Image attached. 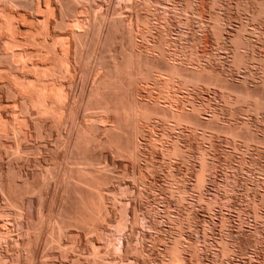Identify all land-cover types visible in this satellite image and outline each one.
<instances>
[{
	"label": "rangeland",
	"instance_id": "1",
	"mask_svg": "<svg viewBox=\"0 0 264 264\" xmlns=\"http://www.w3.org/2000/svg\"><path fill=\"white\" fill-rule=\"evenodd\" d=\"M133 1L134 0L132 1L131 0H81L80 3L77 4L78 7H75L76 6L75 4H73L75 5L73 7L69 0H65V1L64 0H50V1L49 0H29V1L28 0L27 1L26 0H16V3H17L16 8L18 7L17 10L15 9V13L18 12L16 14V18L18 21L17 26L21 30L20 32H22V34L20 33L18 37V40L19 41L21 40V43L18 41V45L19 43L20 45L21 44L24 45L23 46L24 49L21 45L20 52L23 55L22 56L23 58L25 59L28 58L29 60L26 61L27 63L24 62L26 63L25 65L28 66V68L24 66V63L18 66V68L19 67L21 68V69L17 68L19 72H17L18 70L16 68L14 69L17 71L14 72L13 68L11 70V67H8V65L6 64H4V66L0 65V68H1L0 70H4V72L3 71H1L2 73L0 72L2 74V75L0 74L1 75L0 76V87L2 86L0 88V93H1L0 94V106H1L0 116L2 117V118L0 117L1 118L0 122H3L2 124L4 128L7 126L5 129H3L2 124L0 123V135L2 136V139H1L2 141H0V145L3 147V148L0 147V180H1L0 186H2L1 192H0V219L2 217V219L0 220V264H3V263L5 264L7 262H8L7 264H131V263L132 264H146V263L147 264H150V263L151 264H169L170 263V259H169L170 253H169L168 248L170 247V245L173 244V240L174 241L176 240L175 238H178V239L182 238L184 246L187 245V242H189L188 244L194 243L193 245H195L197 252L199 251L198 253L199 256H197L198 258L197 257L194 258L193 254L191 255L192 252L190 251V249L189 251H187L188 253L186 252V255L188 254L187 264H264V174H263L264 172L261 173L262 171L260 170L262 165L264 164V148H258L257 150V147H254V148L252 146L248 147L246 144H242V143H240L241 144L240 145L239 141L237 142L230 141V140L228 141L226 140L227 137L224 138V136H221L222 138L218 136L216 138L215 137L212 138V140L214 139L213 140L214 142L210 138H208L212 141L211 143H208V139L206 140L207 142H205L206 138L199 139V138H203V137H200V134H198L199 132L197 133L195 131L193 132L189 131L192 134L191 136V134L185 130H184L185 132L184 131L180 132L179 130H172L170 128L167 129L166 127L162 126L163 124L160 123V121L157 119L156 120L152 119L150 122V126H152L151 129L153 132V136L154 137L158 136L157 139L159 140V142H162V143L164 141L165 142L168 141L169 138L171 139V140L169 139L171 142L178 141L180 144H176V145L180 146V149L182 151V154L180 156L171 158L169 154L166 155L167 154L166 152H168V150L171 149L172 144L170 145L169 144H150L149 141H147L145 138H142L144 140H140L141 145L139 144L140 148L138 152L140 151L141 154L138 153L137 151H135L134 154L128 151H122L116 144H112L108 142L109 135L111 134L109 133L111 131V128L112 129L116 128L117 127L116 125H119L121 121V117H120V114L117 115V111L113 108V105H110L113 111L110 109L107 112H102V110L99 109L100 108V106L98 105L99 103H97L98 101L97 96H101L100 95L101 92L99 91H100V88L104 86V83L106 81L110 80L114 82L117 80V78L116 80L114 79L115 78L114 76H117V72H116L117 70L114 68L120 65V63L122 64L121 60L129 52L131 48V46H129L130 45L129 40H127L129 39L128 31H130L128 30L130 26L128 24L130 23L133 26V27L131 26L130 29L134 28V26H136L135 23L138 20V16L145 17V14L148 12L147 9L145 8L143 0H138V1L136 0L138 3L136 1L134 2ZM153 1L154 0H151V2ZM155 1L156 2L152 3V6L154 9L157 6L163 9L166 8V4L164 3L160 4L161 3L160 0H155ZM163 1L164 0H162V2ZM165 2L167 3L166 0ZM230 2L231 4H234L236 0H230ZM243 3L246 4V2H243ZM38 4H40L42 11L47 10V11H44L45 12L44 15H43V12H41L40 14L41 10ZM45 5L47 9H45ZM67 5L73 7L72 9H69V12L70 10L73 11V9H75V11H78V15H79L78 17H80L79 19H80L81 25L83 26L79 28L80 30L78 28H72V26L68 27V25L64 26V28L63 26L60 27L61 25L60 26L55 25V24H58V21H60L62 18L63 14L61 12L64 11V9L62 8L64 7L66 9ZM143 5H144V8L146 9L145 10L146 12L144 11V9H138L141 7L143 8ZM37 10L39 11V13L37 12ZM231 10L233 13H236V10L234 8H231ZM140 11H142L141 14L143 12H145V14L141 15ZM52 12H53V17H51ZM68 13H66V15ZM45 17L47 18V21H50L49 23L50 31L49 32L51 33V35L49 36H50L51 41H49V36L48 38L46 37L47 36L46 32L48 31V28H46L47 27L46 21H45L46 24H44L45 23L44 20H46ZM72 17H73L72 15L66 16L67 21H71V20L73 21ZM244 18H246L244 20L248 22V18L247 17H244ZM134 20H136V22ZM244 20L243 22H245ZM155 21L156 23L160 22L159 26L161 27V19L152 20L151 24L152 23L156 24ZM235 21L236 20H234L233 23H231L232 27L230 26L228 30V34L230 33V35L228 36L230 37L234 35V32H235L234 29H236V26H237V23H234ZM259 21L260 20H256V21L249 20V22L246 23L249 29L251 30L257 29L255 30L256 33H254L255 31L253 32V34L248 32L246 33V35L247 37L249 35L254 45L257 43V45H255L256 49L254 51L255 53L258 52L256 56H258L259 58H262L263 56L264 58V43H263L264 42V25L262 24L261 21L260 22ZM120 22H122L123 24ZM43 25H46V26H43ZM234 25L236 26L234 27ZM195 26L198 28V26L194 24L193 25L194 29H195ZM42 27H45L44 29H46V31L44 29L43 31ZM153 27H154L153 29L156 31V34H155V31L153 30L154 34L152 35V40L156 41L157 39V41H159L161 39V37H159V35L161 36V33H160L161 31L159 32V30L161 29H158L159 27L157 24ZM155 28H157L158 31ZM172 28H174V26ZM231 28L232 29L234 28V29L232 30ZM38 30L40 31V33ZM64 30L66 33L63 32ZM175 30L176 28L172 30V33L177 35V31ZM24 31H26V33H24ZM74 31L75 32L77 31L78 34L81 31L79 35L81 36L79 37L80 39L75 38L77 35L75 36V34H73ZM32 32L35 33L36 36ZM41 33H44V34L42 35ZM172 33H171V36L173 35ZM23 34H26V35H23ZM176 35L172 37L175 39L178 36ZM59 37H61L60 39L64 40V42L65 40L68 39L67 44L64 43L65 44L64 47H66V45L67 46L70 45L69 51L67 50L68 47L65 50L66 51L65 54L67 55L61 56L63 58L62 60H64V62L66 63L65 64L66 67H62V68H60L59 64H57L58 66L55 65L56 61H54L55 62L54 63L53 60L49 56L46 57L49 54L48 44H46L45 42L46 44L45 46L47 47L44 46L43 48V46H41V43H40L41 41H44L45 39L47 41L48 39L47 41L48 43L57 44L56 45L57 47L54 46L55 44L50 45L56 48L55 50L57 53L58 52L63 53L64 51H62L63 49L62 46L64 44L62 45L61 42H59L58 40ZM2 38H3L2 40L6 39V37L5 38L2 37ZM34 38L35 39L38 38L37 41L38 40L39 41L37 43H40L39 47H36L37 44L33 43L35 41ZM52 39L55 41L52 42L53 41ZM193 40L194 39L191 40L192 43L194 44L198 43V40L196 41L195 40L193 41ZM76 41H78L79 45L77 44ZM209 41H211L210 43L213 42L212 37H210ZM25 42L28 44L26 45ZM0 43H3V42L0 41ZM28 45H32V46L30 47ZM75 45H77L78 48ZM209 46L208 48H203V47L197 48V46H195L196 49H194L193 51L192 49L191 51L188 50L189 52L186 51L187 55L186 54L185 55L190 58V56L194 52L193 55H197V57L199 56L201 60L203 59L202 60L203 63L205 62V60L207 61L206 63L208 64L210 63L209 68L212 67L210 68V70L212 69L213 73L218 74V75L222 73L220 76L223 79H228V80L230 79L232 83L242 84L243 74L240 73L239 71L238 73L236 71V68L232 65L233 64L232 63L233 50L231 49L233 48L230 45H228L229 48L228 46L225 47L227 48L226 50H224V48L220 50V52L222 51L221 54L223 53L221 55L219 50L215 49L216 50L215 52V50L212 49L214 48L213 44L212 45L210 44ZM128 47H129V50H128ZM143 47L144 45L141 47L142 50H145ZM2 48H3V45L0 44V52ZM45 49L47 52L45 51ZM209 49L212 51H210ZM76 51L78 52V54ZM123 51H125V53ZM248 51L246 54L247 56H249ZM217 53L218 55L220 54V57L222 59L221 58L218 59L219 56L217 55ZM250 55H252V51H250ZM65 56L67 57L65 58ZM220 59L224 63L221 62ZM28 61L30 63H28ZM41 61H43V63L45 64H42ZM229 61H231V63ZM259 63L260 62L255 61L254 63L250 65L251 72L252 74L254 73L253 76L255 79L254 81L256 83H258V81L260 82L261 77H262V76L260 77V75H262V70H261L262 66ZM30 66L31 67L34 66V67L31 68ZM23 67L26 68L27 73L25 69H23L25 72L22 70ZM37 67H40V68L42 67L41 71H43L44 74L43 73L39 74L40 68H37ZM55 67H57L58 69ZM229 67L230 69H228ZM8 68H10L12 72L10 70H7ZM35 68L38 69L39 76L41 75L45 79V82L41 76L40 78L42 80L38 78L39 77L38 74L37 75L35 74L37 72V70H34ZM50 68L51 70H49ZM52 68H54V71L52 70ZM64 68L66 69L64 70ZM33 70L35 73L33 72ZM8 71L11 73L9 74ZM45 71H48V72H45ZM51 71L52 73H50ZM48 73H50L51 76ZM7 74L10 76H8ZM31 74H33L32 77H30ZM14 75L19 78H16ZM47 75H49L50 77L49 76L46 77ZM53 76H54V79L52 78ZM9 77L10 78L13 77V79H10ZM19 79H22V80L25 79L23 84H25V81L27 84V81H29V79H31L30 81L31 83L35 80L37 81L38 79H40L41 80L40 84L44 82L45 83L44 85L47 84L50 86L52 83V85L50 86L51 88L54 87L55 85V87H57L55 89L59 90L61 95L62 94L65 95V96L62 95V97H64L63 101H61V103L59 102L60 104L58 103L59 108L58 106L57 107L55 106L56 107L54 109L55 112L50 111V112H54L55 115H53V113L52 115H49L50 113L49 110L47 109L46 111H44V108L43 109L40 108L41 105L39 109L42 110L43 114L41 111L39 112V109L37 107H35L36 105L35 106L33 105L34 106L33 107L32 105L28 104L31 107L27 105L29 108L28 107L25 108L26 105L24 106V104H26L25 102L27 100L26 98L27 96H30L29 93H31L33 89L28 87L29 89H31L30 92L28 93L29 91L28 88L26 87L28 91L25 90L24 88L26 84L23 87L22 82H20ZM11 80L13 81L15 80L14 81L15 83L18 82L21 84H16V85L14 83L12 84L13 81ZM34 84L36 85L38 83L35 82ZM180 85L177 89V92L179 93L181 97L182 96L183 97L181 99H179L180 97L176 99V102H178V103L175 102L177 105V106L175 105L177 109L182 110L184 107L183 110H186V108L188 110H191L192 107L189 102L190 100L194 103V105H197L199 107L202 104L201 108H203V111L205 113L203 114L205 118H208V117L210 118L211 112L218 111L217 113L221 116L224 113L223 118L226 117V119H228V121L226 120L227 122H231V121L235 123L238 121L242 122V120L245 118L251 120L250 116L252 117V115H250V113L249 114L246 113L247 111L245 112L243 110L244 109L242 108L243 106L238 105L237 107V105L235 104L236 105L235 106L233 103L235 108L232 109V107L234 106L227 103V98L224 97V94L218 88H215V87L207 88L203 85H200V86H196V88L192 86L190 87L191 89L190 90L189 87L186 88V87H182L183 85L182 86ZM15 86H18V87H15ZM59 87H62V88H59ZM141 89H143V87ZM141 89L138 90L139 91L138 96L139 97L142 96L141 100L146 101L149 99L150 101L148 102H151L154 100L157 101L156 100L157 95H155L156 97H153V96L151 97V93L147 89V87L146 89L148 91L145 88L142 91ZM188 89L191 92H189ZM10 90L13 91L14 93V95H11L13 96L11 98H14L12 101H10L11 98L9 96L12 93L10 92ZM24 90L28 94L25 92L26 94L22 95V92ZM57 90L55 91L58 92ZM181 90L182 92H180ZM138 91L136 92V94H138ZM59 92L58 94H60ZM95 92L98 93L97 96H96L97 93L95 94ZM7 97L9 98L7 99ZM24 97L26 100H24L25 103L23 102L24 103L23 104L22 99ZM90 97L91 98L96 97V99L95 98L91 99ZM187 101L189 102V104ZM63 103H64V106H63ZM182 103L185 104V106ZM207 105L208 106L210 105V106L207 108L206 107ZM37 106H39V104H37ZM180 107H182V109ZM25 109L27 110L26 112L27 113L29 112L31 116L26 114V112L24 113ZM59 109L60 111L61 110L62 111L60 112ZM56 110H57V113L59 112L64 116L62 117L61 114L60 116L59 113H58V116H56L57 115ZM233 110L237 111L236 113H238L240 110L241 111L243 110L248 115L244 116L243 111L242 112L240 111L241 113H239L238 115H236V113L232 114ZM37 113H39L40 117L38 116ZM231 114L233 117H230ZM101 118L104 121L102 123H98V121H102ZM238 118L240 119L242 118V120ZM57 119L58 120L60 119L59 121L62 123L58 122ZM4 120L6 122H4ZM20 121L21 123L22 121L24 122L22 123L23 126L21 125ZM251 121H253L254 128L256 126V128L262 127L264 129V116L260 117L259 123L258 121H255L253 118ZM233 122L232 124H234ZM40 123L42 124V126ZM37 125H39V127ZM96 125L97 127H95ZM232 126H235V125H232ZM12 127H14V129L17 128L15 129L17 132H15V130H13ZM103 128H105L106 130ZM1 129H3L4 131ZM39 129L41 131H38ZM166 129L168 133L166 132ZM19 130H21L22 132H19ZM169 131H171L172 134ZM13 132L17 133L18 138L12 134ZM185 133L189 134L190 136L186 135ZM85 134L91 135V136L87 137V135ZM154 134L157 136H155ZM182 135L185 137H182ZM14 138H17V140ZM24 139H27V140L24 141ZM134 139L133 141L136 142L137 138H134ZM162 139L163 141H161ZM146 141L149 144H147ZM233 145L235 148L233 147ZM12 151L14 152V154L17 153L19 155H16V154L14 155ZM24 151L26 153H24ZM79 152L80 154H78ZM244 154H247L246 157L244 156ZM132 155L133 156L135 155L136 158L135 156L133 157ZM200 155H205L207 156L208 159L209 157H211L210 158L211 160H209L211 161V167H210L211 170H209L208 172L209 174L208 182L206 183L207 185H205L206 187L204 186V189L201 190L202 196L199 194L203 199L205 198L203 203L202 202L199 203L200 200H197L200 198L199 195H198L199 197L197 196L199 192L198 193L196 192L197 194L195 193V191H197L195 188L197 174L199 172L198 170L200 169V166H199L200 161H198L200 160V157H199ZM259 155H262V156L259 157ZM19 156L21 157V159ZM241 156L242 157L244 156L243 160ZM256 156L259 159H255L257 158ZM84 157L86 160L84 159ZM92 158L95 161V163L96 162L97 163L95 164V166H93V168H95L94 174H93L95 180L90 181V178L88 179L87 175L86 177L85 175L83 176L82 171H88L89 169L91 170V168L88 166L87 161L92 160ZM241 160L243 161L244 165L241 163L242 162ZM83 161L85 162L82 163ZM226 161L227 162L229 161V162L227 163ZM222 166L224 167L223 169L221 168ZM102 167L104 168V170ZM258 172H259V175H257ZM171 176L174 177L172 180H171ZM175 178L181 181V183L177 181ZM13 179H15L16 182L15 181L13 182L12 181ZM25 180H27V182ZM183 180L185 182V186L183 185L184 183ZM12 183L13 184L16 183V187H17V184L19 186L21 185L22 189L26 187L23 189V191L24 193L27 192V194L23 195L22 193L21 195L20 194L21 191L18 194L17 193L19 189L18 188L16 193H15L16 189H14L15 191L14 192L12 191L10 193V196L6 195V194H9L7 189L9 185ZM26 183L28 184V186ZM177 183L181 184L180 186L183 185V187L186 188L187 190L189 189L190 190V192L188 190L189 194H191L192 192V194L194 195L191 194L190 195L191 197H189V194H188L186 201L184 202L179 201V199L177 198L178 193L176 192ZM24 184H26V186ZM80 184H82V186ZM42 186H43V189H42ZM174 186H175V190H174ZM31 187H32V190L34 191L31 190ZM190 187L192 189H190ZM27 188H29V192L28 191L25 192V189L28 190ZM171 188H173V190ZM39 189L41 192H38ZM92 189H94V191ZM168 189H170V191ZM121 190H123L124 193ZM2 191H4V193ZM30 191H32V193ZM173 191L175 192L173 193ZM36 192H38V194ZM95 192L97 193L95 194ZM13 193L15 194V196ZM28 193H30V195H28ZM25 195L26 196L28 195V197L25 198ZM16 196L18 197L16 198ZM23 196L25 199L23 198ZM20 198H22L23 201H21L22 203L19 206V203L16 204L15 202H18ZM87 201L89 202H92V201L101 202L102 201V205L105 204L103 206V209L104 210L106 209L107 211L106 210L103 211L104 213L102 212L103 214L100 216H97L96 214V217L92 219V221L78 220L77 222L76 217L77 216L79 217L80 215H82L81 212H83L85 208L84 203H86ZM9 202L10 203L12 202L11 203L12 206H10L11 204ZM13 203L16 205V207L13 205ZM182 204H184L185 206ZM209 205L211 208L208 207ZM104 207H107V208H104ZM18 210L20 212H18ZM188 211L191 213V216ZM122 213H124L125 215L124 214L122 215ZM138 220L140 221L142 220L143 224H140ZM118 221L119 223L124 222L125 230L123 229L119 231L118 228H116ZM87 225H89L90 227ZM111 225L114 227L110 228L109 226ZM146 229L147 230L149 229L148 232ZM29 231L31 233H29ZM107 233L110 235L107 236ZM228 234L231 235L229 237H232L233 239H236V240L238 239L239 241L237 240L238 242H236V240H232V238H229L227 236ZM29 235L30 236L32 235L31 236L32 238H30ZM135 237L138 239H136ZM221 240L230 242L229 243L230 245L232 243L233 246L232 247L230 246L231 247L230 249L232 252L235 251L233 252V255L227 254L224 256L222 252V248L219 247L221 246V243H220L222 242ZM32 242L34 244H31ZM16 243L17 245H15ZM22 243H25V244H22ZM219 243L220 245L218 246ZM92 244H94L95 246ZM96 247H99L100 250ZM200 251L202 254L200 253ZM160 256H163V257H160Z\"/></svg>",
	"mask_w": 264,
	"mask_h": 264
},
{
	"label": "bare ground",
	"instance_id": "2",
	"mask_svg": "<svg viewBox=\"0 0 264 264\" xmlns=\"http://www.w3.org/2000/svg\"><path fill=\"white\" fill-rule=\"evenodd\" d=\"M27 1V0H26ZM29 1V0H28ZM50 1V0H49ZM65 1V0H64ZM70 1V3H71V5L74 7L75 5V7H78L77 6V4H79L80 3V1L81 0H69ZM132 1V0H131ZM134 1H136V0H134ZM133 1V2H134ZM138 1V0H137ZM136 1V2H137ZM144 1V5H145V8L147 9V16H146V14H145V8H144V5H143V8L141 7V8H138V9H144V11L145 12H143L142 14H141V12L142 11H140V14L141 15H143V14H145V17L144 16H138V20H137V22H136V20H134L136 23H135V25L136 26H134V28H132V29H134V30H132V29H130V27L132 26L130 23L128 24V25H130L129 26V28H128V30H130V31H128V37H129V39H127V40H129V46H131V48H130V50H129V47H128V50H129V52L123 57V59L121 60L122 61V64L120 63V65H118L116 68H114V69H116L117 71V76H114L115 78V80H116V78H117V80L116 81H106L105 83H104V86L102 87V88H100V91L99 92H101V96H97L98 95V93L97 92H95V94H96V96L98 97L97 99H98V101H97V103H99L98 105L100 106V108L99 107H97V108H99L100 110H102V112H107V111H109L110 109H111V107H110V105H113V108L117 111V115L118 114H120V117H121V121H120V123H119V125H116L117 127L116 128H111V131L109 132V133H111L110 135H109V139H108V142L109 143H112V144H116L119 148H120V150H122V151H128V152H130V153H135V151H137L138 152V150H139V148H140V146H139V144L141 145V142H140V140H144V139H142V138H145L147 141H149V143L150 144H172V147H171V149H169L168 150V152H166L167 154L166 155H168L169 154V156L171 157V158H173V157H176V156H180L181 154H182V151H181V149H180V146H178V145H176V144H180L178 141H170L169 139H168V141H164L163 143L162 142H159V140L157 139L158 138V136L157 135H155V136H157V137H154L153 136V132H152V129H151V127L152 126H150V122H151V120L152 119H157V120H159L160 121V123H162L163 125L162 126H164V127H166L167 129L168 128H170V129H172V130H179L180 132H182V131H188V133H190L189 131H191V132H193V131H195V132H199L198 134H200V137H203V138H199V139H205V142H207L206 140L208 139V138H210L211 140H212V138H216L217 136L218 137H221V136H224V138L225 137H227V139L226 140H230V141H234V142H237V141H239V144L240 143H242V144H246L248 147L250 146H252L253 148L254 147H257V150H258V148H264V129L262 128V127H260V128H256V126H255V128H254V126H253V121H251L252 120V118L255 120V121H258V123H259V119H260V117H262V116H264V58H263V56H262V58H259L258 56H256L257 55V53H255L254 51H255V49H256V46L255 45H257V43L254 45V43H253V41H252V39L249 37V35H248V37H247V35H246V33H252L253 34V32L255 31V30H257V29H249L248 28V25L246 24V23H248L249 22V20H252V21H256V20H260L261 22H262V24L264 25V0H236V2L234 3V4H231V2H230V0H166L167 1V3L165 2V0L162 2V0H160L161 1V3L160 4H162V3H164V4H166V8L165 9H163V8H159L158 6L154 9L153 8V6H152V3L153 2H156L155 0L153 1V2H151V0H143ZM143 1H141V2H143ZM38 2V1H37ZM40 2V1H39ZM47 2V1H46ZM117 2V1H116ZM159 2V1H158ZM157 2V3H158ZM243 2H246V4H244ZM50 3V2H49ZM60 3V2H59ZM67 3V2H66ZM69 3V4H70ZM138 3V2H137ZM137 3H136V5H137ZM17 3H16V0H0V41L1 42H3V43H0L1 45H3V50L1 49V52H0V65H3L4 66V64H6V65H8V67H11V70H12V68H13V70H14V72L15 71H17L18 69H21L20 67L18 68V66L19 65H21L22 63H24V62H26L27 60H29L28 58H23L22 56V54H21V52H20V50H21V45H20V43H21V40L19 41L18 40V37H19V35H20V33L22 34V32H20L21 30L19 29V27L17 26V24H18V21H17V18H16V14L18 13H15V9L17 10V8H16V5ZM27 4V3H26ZM30 4V3H29ZM32 4V3H31ZM46 4V3H45ZM73 4H75V5H73ZM130 4V3H129ZM142 4V3H141ZM160 4H159V6H160ZM163 4V5H164ZM34 5V4H33ZM39 5V7H40V4H38ZM49 5V4H48ZM140 5V4H139ZM155 6H156V4H155ZM168 6V7H167ZM233 6V7H232ZM39 7H37V8H39ZM48 7H50V6H48ZM73 7H71V6H69V5H67L66 6V9L63 7H60V8H62V9H64V11H65V13H64V11L63 12H61L63 15H62V18H61V20L60 21H58V24H55V25H57V26H60V27H62L63 26V28H64V26H67L68 25V27L69 26H72V28H81V27H83L82 25H81V22H80V17H78L79 15H78V11H75V9H73V11L72 10H70V12H69V9H72ZM161 7H163V6H161ZM44 8V7H43ZM231 8H234L235 10H236V13H233L232 12V10H231ZM45 9H47L46 8V5H45ZM51 9V8H50ZM49 9V10H50ZM137 9V10H138ZM39 10V9H38ZM37 10V12L39 13V11L41 10V7H40V10L38 11ZM48 10V11H49ZM54 10V9H53ZM52 10V11H53ZM126 10H127V8H126ZM130 10V9H129ZM44 11H47V10H41L40 11V14H41V12H43V15H44ZM62 11V10H61ZM121 11V10H120ZM36 12V13H37ZM50 12V11H49ZM70 14H69V13ZM79 12H81V11H79ZM118 12V11H117ZM122 12V11H121ZM127 12H129V11H127ZM37 13V14H38ZM66 13H68L67 15H66ZM77 13V14H76ZM126 13V12H125ZM40 14H39V16H40ZM118 14V13H117ZM121 14V13H120ZM133 14V13H132ZM138 14V13H137ZM25 15V14H24ZM51 17H53V12L51 13ZM73 16L72 17V19H73V21L71 22V21H67V18H66V16ZM122 15V14H121ZM47 16V15H46ZM22 17V16H21ZM29 17H30V15H29ZM36 17H37V15H36ZM124 17V16H123ZM244 17H247L248 18V22L246 21V20H244V19H246V18H244ZM33 18H34V16H33ZM46 18V17H45ZM66 18V19H65ZM71 18V17H70ZM125 18V17H124ZM126 18H128V17H126ZM21 19V18H20ZM26 19V18H25ZM44 19V18H43ZM50 19V18H49ZM52 19V18H51ZM160 20L161 19V27L159 26V23H156V21H155V23L158 25V29H161V30H159V32L161 33V36L159 35V37H161V39L159 40V41H157V39H156V37H155V39H156V41H154V40H152V35L154 34L153 33V26H155L156 24H154V23H152L151 24V21L152 20ZM68 20H70V19H68ZM234 20H236L234 23H237V26L236 25H234V27L236 26V29H234L235 30V32H234V35H232V37H230V36H228V35H230V33L228 34V30H229V27L231 26L232 27V24L231 23H233V21ZM243 20L245 21V22H243ZM47 22V27L46 28H48V31L46 32L47 33V38H48V36L49 35H51V33L49 32L50 30H49V28H50V26H49V23H50V21H47V18H46V20H44V22ZM114 21V20H113ZM129 21V20H128ZM242 21V22H241ZM259 21V22H260ZM23 22V21H22ZM35 22V21H34ZM46 22L44 23V24H46ZM53 22V21H52ZM125 22V21H124ZM131 22V21H130ZM36 23V22H35ZM42 23H43V21H42ZM42 23H41V25H42ZM87 23V22H86ZM85 23V24H86ZM120 23H122V22H120ZM240 23V24H239ZM251 23V22H250ZM25 24H27V23H25ZM29 24H30V22H29ZM39 24V23H38ZM123 24V23H122ZM134 24V23H133ZM154 24V25H153ZM197 25L198 26V28L195 26V29H194V27H193V25ZM22 25H24V24H22ZM53 25V24H52ZM120 25V24H119ZM250 25V24H249ZM28 26V25H27ZM33 26V25H32ZM39 26V25H38ZM43 26H46V25H43ZM57 26H55V27H57ZM87 26V25H86ZM125 26V25H124ZM174 26V28H176V30L175 31H177V35L176 34H173L172 33V30L174 29V28H172ZM251 26V25H250ZM26 27V26H25ZM31 27V26H30ZM54 27V26H53ZM67 27V28H68ZM119 27V26H118ZM128 27V26H127ZM133 27V26H132ZM23 28V27H22ZM45 27H42V30L44 29ZM57 28H59V27H57ZM116 28V27H115ZM197 28V29H196ZM253 28V27H252ZM61 29V28H60ZM66 29V28H65ZM87 29V28H86ZM155 29H157V28H155ZM158 29H157V31H158ZM232 29V28H231ZM230 29V30H231ZM232 29V30H233ZM45 31H46V29H44ZM43 30V31H44ZM67 30V29H66ZM72 30V29H71ZM76 30V29H75ZM80 30V29H79ZM85 30V29H84ZM116 30V29H115ZM123 30V29H122ZM28 31V30H27ZM30 31V30H29ZM37 31V30H36ZM35 31V32H36ZM39 31V30H38ZM61 31V30H60ZM82 31V30H81ZM80 31V32H81ZM118 31V30H117ZM125 31V30H124ZM155 31V30H154ZM31 32V31H30ZM42 32V31H41ZM56 32V31H55ZM64 33H66L65 32V30L63 31ZM77 32V31H76ZM75 31L73 32V34H75V38H79V37H81V36H79L80 35V32H79V34H78V32L76 33ZM159 32H158V34H159ZM24 33H26V31H24ZM33 33V32H32ZM38 33V32H37ZM39 33H40V31H39ZM57 33H59V32H57ZM171 33L173 34L172 36L174 37V35H176L177 37H178V39H177V37L174 39L172 36H171ZM254 33H256V31L254 32ZM31 34V33H30ZM29 34V35H30ZM34 35H35V33H33ZM42 35L44 34V33H41ZM84 34V33H83ZM124 34H125V32H124ZM155 34H156V31H155ZM157 34V35H158ZM23 35H26V34H23ZM41 35V36H42ZM59 35V34H58ZM63 35V34H62ZM66 35V34H65ZM31 36V35H30ZM36 36V35H35ZM41 36H40V38H41ZM95 36V35H94ZM97 36H98V34H97ZM2 37H6V39H4V40H2L3 38ZM21 37V36H20ZM26 37V36H25ZM39 37V36H38ZM43 37V36H42ZM45 37V36H44ZM58 37V36H57ZM63 37V36H62ZM127 37V36H126ZM154 37V36H153ZM158 37V36H157ZM210 37H212V40H213V42L212 43H210L211 41H209L210 40ZM31 38V37H30ZM33 38V37H32ZM61 37H59V42H61V44L63 45L64 43H66L67 44V37H66V39L67 40H65V42H64V40H61L60 39ZM74 38V39H75ZM83 38V37H82ZM35 39V38H34ZM38 39V38H37ZM37 39H35V41L33 42V43H36L37 45H36V47H39L40 45V43H41V46H43V48H44V46L46 45V44H48V49H49V54L46 56V57H50L52 60H53V62L54 61H56V63H55V65H57V64H59V66H60V68H62V67H66L65 66V62H64V60H62L63 58L61 57V56H64V55H67V54H65V50H66V48L68 47V51H69V46H67L66 45V47H64L65 46V44L62 46L63 47V49H62V51H64L62 54L61 53H57L56 52V48H54V46H56L57 44L56 43H53V44H50V43H48L47 41H48V39H47V41H46V39L45 38H43V39H45L44 41H41L40 43H37L38 41H37ZM54 39V38H53ZM52 39V40H53ZM63 39V38H62ZM80 39V38H79ZM124 39V38H123ZM126 39H125V41H126ZM192 39H194L195 41L196 40H198V43L197 44H194V43H192ZM262 39H263V37H262ZM261 39V40H262ZM28 40V39H27ZM31 40V39H30ZM33 40V39H32ZM61 40V41H60ZM83 40V39H82ZM81 40V41H82ZM193 40V41H194ZM254 40V39H253ZM18 41L20 42L19 43V45H18ZM23 41V40H22ZM49 41H51L50 40V36H49ZM55 40H53L52 42H54ZM79 41V40H78ZM78 41H76L77 42V44H78ZM32 42V41H31ZM45 42H46V44H45ZM56 42H57V40H56ZM58 42V43H59ZM128 42V41H127ZM263 42V41H262ZM26 43V42H25ZM24 43V44H25ZM42 43H43V45H42ZM80 43V42H79ZM264 43V42H263ZM28 43H26V45H27ZM30 44V43H29ZM55 44V45H54ZM73 44V43H72ZM212 45L213 44V47L214 48H212V49H216V50H219V52H220V50H222L223 48H224V50H226L227 48H225V47H227L228 45H230L233 49H231V50H233V54H232V65L236 68V71L238 72H240V73H242L243 75V81H242V84H239V83H237V84H235V83H232L231 82V80L229 79H223L220 75L222 74H220V75H218V74H215V73H213L212 72V69L210 70V68H212V67H210L209 68V64L208 63H206L207 61L205 60V62L203 63L202 62V60L199 58V56L197 57V55H193V53H192V55L190 56V58L189 57H187L186 55H187V53H186V51L187 52H189L188 50H190L191 51V49H192V51L194 50V49H196V47L195 46H197V48L198 47H203V48H208V46L209 45ZM26 45H25V47H26ZM50 45H54V46H50ZM79 45V44H78ZM144 45V49L145 50H142V46ZM24 45H22V47H23ZM28 46H32V45H28ZM27 46V47H28ZM75 46H77V45H75ZM82 46V45H81ZM141 46V47H140ZM33 47H35V46H33ZM33 47H32V49H33ZM45 47H47V46H45ZM57 47V46H56ZM61 47V48H62ZM83 47V46H82ZM81 47V48H82ZM210 47V46H209ZM259 47V46H258ZM257 47V48H258ZM77 48H78V46H77ZM76 48V49H77ZM228 48H229V46H228ZM23 49H24V47H23ZM25 49H27V48H25ZM30 49V48H29ZM36 49V48H35ZM39 49V48H38ZM40 49H42V48H40ZM59 49V48H58ZM82 50V49H81ZM124 50V49H123ZM127 50V49H126ZM210 50V49H209ZM213 50V51H214ZM216 50H215V52H216ZM223 50V51H224ZM248 50H250V51H252V55H250V51H248ZM34 51V50H33ZM43 51V50H42ZM45 51H46V49H45ZM210 51H212V50H210ZM247 51L249 52L248 54H249V56H247L246 54H247ZM261 51V50H260ZM259 51V52H260ZM27 52V51H26ZM47 52V51H46ZM77 52V51H76ZM124 53H125V51H123ZM218 52V53H219ZM222 52V51H221ZM221 52H220V54H221ZM80 53V52H79ZM211 53V52H210ZM218 53H217V55H218ZM227 53V52H226ZM29 54V53H28ZM77 54H78V52H77ZM76 54V55H77ZM186 54V55H185ZM189 54H191V53H189ZM208 54V53H207ZM206 54V55H207ZM214 54V53H213ZM220 54L218 55L219 57H218V59L219 58H221L220 57ZM223 54V53H222ZM221 54V55H222ZM81 55V54H80ZM121 55V54H120ZM210 55V54H209ZM212 55V54H211ZM28 56V55H27ZM78 56V55H77ZM189 56V55H188ZM26 57V56H25ZM45 57V58H46ZM67 56H65V58H66ZM209 57V56H208ZM223 57V56H222ZM211 58V57H210ZM215 58V57H214ZM229 58V57H228ZM231 58V57H230ZM50 59V60H51ZM68 59H69V57H68ZM79 59V58H78ZM217 59V58H216ZM217 59V60H218ZM222 59V58H221ZM221 59H220V61H221ZM43 60V59H42ZM209 60V59H208ZM230 60V59H229ZM36 61H37V59H36ZM120 61V62H121ZM211 61V60H210ZM219 61V62H220ZM225 61V60H224ZM255 61H257V62H260L259 64H261V66H262V75H260V77H261V80H260V82L258 81V83H256L254 80V76H253V74H252V72H251V68H250V65L252 64V63H254ZM32 62V61H31ZM40 62V61H39ZM42 62V64H45V63H43V61H41ZM45 62V61H44ZM213 62V61H212ZM218 62V63H219ZM221 62H223V61H221ZM230 63H231V61H229ZM27 63V62H26ZM26 63H24V66H26L25 64ZM28 63H30L29 61H28ZM53 63V64H54ZM115 63V62H114ZM214 63H216V62H214ZM224 63V62H223ZM33 64V63H32ZM68 64V63H67ZM5 65V66H6ZM116 65V64H115ZM212 65V64H211ZM220 65H221V63H220ZM58 66V65H57ZM114 66V65H113ZM216 66H217V64H216ZM27 68H28V66H26ZM31 67V66H30ZM34 67V66H33ZM33 67H31V68H33ZM68 67V66H67ZM3 68V67H2ZM14 68H18L17 70H15ZM37 68H40V67H37ZM42 68V67H41ZM41 68H40V70H39V74H44V72L43 71H41ZM55 68H57V67H55ZM213 68H215V67H213ZM1 69V68H0ZM23 69H25V71H26V68H22V70ZM58 69V68H57ZM66 68H64V70H65ZM228 69H230V67L228 68ZM227 69V70H228ZM234 69V68H233ZM7 70H10V68H8ZM7 70H6V72H7ZM10 70V71H11ZM34 70H37V72L35 73L34 72ZM33 70V72L37 75L38 74V69H34ZM49 70H51V68L49 69ZM52 70L54 71V68H52ZM68 70V69H67ZM70 70V69H69ZM216 70V69H215ZM1 71H3L4 72V70H0V72ZM24 71V70H23ZM24 71V72H25ZM40 71H41V73H40ZM9 72V71H8ZM12 72V71H11ZM11 72H9V74L11 73ZM17 72H19V70L17 71ZM29 72V71H28ZM31 72V71H30ZM32 72V73H33ZM45 72H48V71H45ZM114 72V71H113ZM215 72V71H214ZM219 72H221V71H219ZM238 72V73H239ZM2 73V72H1ZM0 73V74H1ZM26 73H27V71H26ZM26 73H25V75H26ZM50 73H52V71L50 72ZM50 73H48V74H50ZM225 73H226V71H225ZM19 74V73H18ZM30 74V73H29ZM39 74H38V76H39ZM46 74V73H45ZM116 74V73H115ZM115 74H113V75H115ZM2 75V74H1ZM0 75V76H1ZM6 75V74H5ZM8 75V74H7ZM32 75L33 74H31V76L30 77H32ZM52 75H54V74H52ZM8 76H10V75H8ZM12 76V75H11ZM15 76V75H14ZM24 76V75H23ZM35 76V75H34ZM33 76V77H34ZM41 76V75H40ZM40 76L38 77V78H40ZM49 75H47L46 77H48ZM50 76H51V74H50ZM49 76V77H50ZM16 77V76H15ZM27 77V76H26ZM42 77V76H41ZM7 78V77H6ZM10 78V77H9ZM16 78H19V77H16ZM23 78V77H22ZM43 78V77H42ZM53 79H54V76L52 77ZM51 78V79H52ZM112 78V77H111ZM229 78V77H228ZM3 79V78H2ZM10 79H13V77L12 78H10ZM36 79H37V77H36ZM41 79V78H40ZM40 79H38L37 81L35 80V79H33V80H35V81H33L32 83L30 82L31 81V79H29V81H27V84H26V81H25V84H26V86H25V84H23V82H24V80L25 79H19V81L20 82H22V85H23V87L25 88V90H27L26 89V87L28 88H31V89H33L32 91H31V93H29L30 92V90L31 89H29L28 88V93H29V95L30 96H27V100L25 99V97L22 99L23 101H22V103L24 102V100H26L25 102H26V104H24V106H25V108H27L29 105L28 104H30V105H36L35 107H37L38 109H39V107H40V105H41V107L40 108H44V111H46L47 109L49 110V112L50 111H54L55 112V108L58 106V108H59V105H58V103L60 102L61 103V101H63V98L64 97H62V95H61V93L59 92V90H57V89H55V88H57V87H55V85H54V87H50L51 85H52V83H51V85L49 86V85H44L45 83V79L43 78V80H44V82H42V84H40L41 83V80ZM50 79V78H49ZM56 79V78H55ZM257 79H259V78H257ZM257 79H256V81H257ZM106 80V79H105ZM11 81H13V80H11ZM15 81V80H14ZM12 82V84L14 83L15 85L16 84H21V83H15V82ZM55 81V80H54ZM233 81V80H232ZM3 82V81H2ZM30 82V83H29ZM38 83V84H34V83ZM235 82V81H234ZM55 84V83H54ZM96 84V83H95ZM94 84V85H95ZM140 84H142V85H140ZM181 84V85H180ZM2 85V84H1ZM4 85V84H3ZM28 85V86H27ZM58 85V84H57ZM93 85V86H94ZM179 85L180 86H182V87H186V88H188L189 87V89H190V87H195L196 88V86H200V85H203V86H205V87H215V88H218V89H220V91H222V93L224 94V97H226L227 98V103L228 104H230V105H233V103H234V105L236 104L237 105V107H238V105H241V106H243L242 108H244L243 110L246 112V113H250V115H252V117L250 116V118H251V120H249V119H243L242 120V118L240 119V118H238V119H240V120H242V122H233V121H231V122H227L228 121V119H226V117H224L223 118V114H222V116L221 115H219L216 111H213V112H211V116H210V118L208 117V118H205L204 117V111H203V108H201V106H202V104H201V106L199 107V106H197V105H194V103L192 102V101H190L189 100V102H190V104H191V107H192V109L191 110H188L187 108H186V110H183L184 109V107H183V109H182V107H180L182 110H180V109H177L176 108V103H178V102H176V99L177 98H179V99H181L182 97L179 95V93L177 92V89H178V87H179ZM14 86V85H13ZM19 86H21V85H19ZM102 86V85H101ZM2 87V86H1ZM0 87V88H1ZM15 87H18V86H15ZM100 87V86H99ZM143 87V89H141ZM146 87H147V89L150 91V93H151V97L153 96V97H156L155 95H157V99L156 98H154V99H156L157 101H151V102H148V101H150L149 99L148 100H146V101H143V100H141L142 99V96L141 97H139L138 95H139V91L138 90H140L141 89V91L142 90H144V88L146 89ZM20 88V87H19ZM18 88V89H19ZM59 88H62V87H59ZM11 89H12V87H11ZM57 90L60 94H58V92H56L55 90ZM96 89H97V87H96ZM99 89V88H98ZM146 89V90H147ZM188 89V90H189ZM23 91L22 92V95H24V94H26L27 92L26 91ZM61 90V89H60ZM63 90V89H62ZM147 90V91H148ZM191 90V89H190ZM189 90V92H191ZM8 91H9V89H8ZM20 91H22V90H20ZM98 91V90H97ZM138 91V94H136V92ZM141 91H140V93H141ZM10 92H12L13 93V91H11L10 90ZM26 92V93H25ZM180 92H182V90L180 91ZM188 92V91H187ZM10 94L9 96H10V98L11 97H13V96H11V95H14V93L13 94ZM27 93V94H28ZM55 93H57V94H55ZM63 93V92H62ZM92 93V92H91ZM149 93V94H150ZM186 93V92H185ZM1 94V93H0ZM19 94V93H18ZM20 95V94H19ZM146 95H148V94H146ZM63 96H65V95H63ZM93 96V95H92ZM150 96V95H149ZM15 97V96H14ZM23 97V96H22ZM145 97V96H144ZM147 97V96H146ZM232 97V98H231ZM9 97H7V99H8ZM16 98V97H15ZM91 98V97H90ZM96 99V97H93V98H91V99ZM223 98V97H222ZM14 98H11V100L10 101H12ZM152 99V98H151ZM54 100V101H53ZM65 100V99H64ZM16 101V100H15ZM93 101V100H92ZM179 101V100H178ZM185 101V100H184ZM19 102V101H18ZM54 102H55V104H54ZM66 102V101H65ZM64 102V103H65ZM176 102V103H175ZM183 102V101H182ZM188 102V101H187ZM189 102H188V104H189ZM34 103V104H33ZM36 103V104H35ZM59 103V104H60ZM64 103H63V106H64ZM8 104V103H7ZM37 104H39V106H37ZM94 104H96V103H94ZM181 104V103H180ZM179 104V105H180ZM183 104V103H182ZM209 104V103H208ZM28 105V106H27ZM62 105V104H61ZM60 105V106H61ZM92 105H93V103H92ZM97 105V106H98ZM176 105V106H175ZM184 106H185V104H183ZM223 105V104H222ZM233 105V106H234ZM235 105V106H236ZM15 106V105H14ZM23 106V105H22ZM33 106V107H34ZM56 106V107H55ZM210 106V105H209ZM208 105L206 106L207 108L209 107ZM225 106V105H224ZM223 106V107H224ZM235 106L234 107H232V109L233 108H235ZM245 106V107H244ZM1 107V106H0ZM17 107V106H16ZM29 107H31V106H29ZM28 107V108H29ZM32 107V108H33ZM187 107H189V106H187ZM205 107V106H204ZM57 108V109H58ZM212 108H214V107H212ZM241 108V107H240ZM24 109V108H23ZM216 109V108H215ZM239 109V108H238ZM238 109H237V111H238ZM28 110H30V109H28ZM112 110V109H111ZM209 110H210V108H209ZM214 110V109H213ZM242 110V111H243ZM27 110L25 109V111H24V113L26 112ZM42 112V110L41 109H39V112ZM59 111H60V109H59ZM62 111V110H61ZM60 111V112H61ZM113 111V110H112ZM212 111V110H211ZM237 111H234L233 110V112H232V114H235ZM241 111V110H240ZM238 112V113H236V115H238L239 113H241V112ZM243 111V112H244ZM13 112H15V111H13ZM36 112H38V111H36ZM48 112V113H49ZM54 112H50L49 113V115H52V113H53V115H55L54 114ZM101 112V113H102ZM209 112V111H208ZM244 112V116L245 115H248V114H246ZM31 113V112H30ZM34 113V112H33ZM56 113H57V110H56ZM59 113V112H58ZM58 113H57V115L56 116H58ZM204 113V114H203ZM226 113V112H225ZM230 113V112H229ZM21 114H23V113H21ZM20 114V115H21ZM26 114H28L29 116H31L30 114H29V112L27 113L26 112ZM38 114V116H39V113H37ZM42 114H43V112H42ZM61 113H59V115H60ZM108 114V113H107ZM110 114V113H109ZM232 114L230 115V117H233L232 116ZM14 115V114H13ZM62 115V114H61ZM60 115V116H61ZM226 115V114H225ZM229 115V114H228ZM45 116V115H44ZM60 116H59V118H60ZM64 115H62V117H63ZM90 116V115H89ZM99 116V115H98ZM206 116V115H205ZM240 116V115H239ZM1 117V116H0ZM15 117V116H14ZM26 117V116H25ZM24 117V118H25ZM40 117V116H39ZM93 117V116H92ZM241 117V116H240ZM248 117V116H247ZM2 118V117H1ZM0 118V119H1ZM27 118V117H26ZM88 118V117H87ZM244 118V117H243ZM11 119V118H10ZM40 119V118H39ZM39 119H38V121H39ZM62 119V118H61ZM225 119V120H224ZM237 119V120H238ZM26 120V119H25ZM29 120H30V118H29ZM28 120V121H29ZM43 120V119H42ZM58 120V119H57ZM60 120V119H59ZM58 120V122H60ZM90 120V119H89ZM88 120V121H89ZM99 120H100V118H99ZM101 120L102 121H98V123H102L104 120L101 118ZM227 120V121H226ZM229 120H231V119H229ZM232 120H234V119H232ZM13 121V120H12ZM18 121V120H17ZM37 121V122H38ZM109 121V120H108ZM226 121V122H225ZM236 121V120H235ZM4 122H6L5 120H4ZM36 122V121H35ZM232 122L234 123V124H232ZM1 124L3 123V122H0ZM10 123H11V121H10ZM14 123H16V122H14ZM18 123V122H17ZM20 123H21V121H20ZM22 123H24L23 121H22ZM21 123V125L23 126V124ZM60 123H62V122H60ZM152 123H153V121H152ZM158 123V122H157ZM261 123V122H260ZM7 124V123H6ZM9 124V123H8ZM26 124V123H25ZM38 124V123H37ZM41 124V123H40ZM94 124V123H93ZM159 124V123H158ZM254 124H256V123H254ZM16 125V124H15ZM98 125V124H97ZM97 125L95 126V127H97ZM157 125V124H156ZM232 125H235V126H232ZM262 125V124H261ZM12 126V125H11ZM38 127H39V125H37ZM41 126H42V124H41ZM76 126V125H75ZM102 126V125H101ZM104 126V125H103ZM7 127V126H6ZM5 127V128H6ZM19 127V126H18ZM21 127V126H20ZM106 127H107V125H106ZM161 127V126H160ZM163 127V128H164ZM2 128L3 129H5L4 127H3V124H2ZM10 128V127H9ZM13 128V130H15V129H17V128H15L14 129V127H12ZM87 128V127H86ZM153 128H155V127H153ZM3 129H1V130H3ZM41 129V128H40ZM38 130V131H41V130ZM103 129H105V128H103ZM107 129H109V128H107ZM167 129H166V132H167ZM169 129V130H170ZM12 130V131H13ZM22 130V129H21ZM21 130H19V132H22ZM106 130V129H105ZM164 130V129H163ZM4 131V130H3ZM7 131V130H6ZM184 131V132H185ZM15 132H17L16 130H15ZM15 132H13L12 134L15 136V137H17L18 138V136H17V133H15ZM18 132V133H19ZM90 132V131H89ZM165 132V133H166ZM170 133H171V131H169ZM194 132V133H195ZM2 133V132H1ZM15 133V134H14ZM85 133V132H84ZM87 133V132H86ZM168 133V132H167ZM38 134V133H37ZM42 134V133H41ZM106 134H107V132H106ZM161 134V133H160ZM163 134V133H162ZM172 134V133H171ZM170 134V135H171ZM174 134V133H173ZM176 134V133H175ZM184 134V133H183ZM186 134V133H185ZM191 134V133H190ZM4 135V134H3ZM20 135V134H19ZM85 135H87V134H85ZM169 135V136H170ZM186 135H188V136H190L189 134H186ZM1 136V135H0ZM7 136V135H6ZM21 136V135H20ZM32 136V135H31ZM31 136H29V137H31ZM39 136V135H38ZM88 136H91V135H87V137ZM96 136V135H95ZM191 136H192V134H191ZM194 136V135H193ZM197 136V135H196ZM199 136V135H198ZM9 137H10V135H9ZM8 137V138H9ZM93 137V136H92ZM177 137H179V136H177ZM182 137H185V136H183L182 135ZM195 137V136H194ZM13 138V137H12ZM17 138H14V139H16L17 140ZM40 138V137H39ZM43 138V137H42ZM79 138V137H78ZM134 138H137L136 139V142L135 141H133V139ZM161 138H163V137H161ZM165 138V137H164ZM175 138H176V136H175ZM222 138V137H221ZM2 139V136L0 137V141H2L1 140ZM6 139V138H5ZM13 139V140H14ZM81 139H83V138H81ZM80 139V140H81ZM89 139H91V138H89ZM99 139V138H98ZM107 139V138H106ZM178 139V138H177ZM181 139V138H180ZM189 139H191V138H189ZM210 139H208V143H211L212 141L210 140ZM7 140V139H6ZM20 140V139H19ZM25 140H27V139H24V141ZM39 140V139H38ZM77 140V139H76ZM96 140V139H95ZM135 140V139H134ZM158 140V141H157ZM174 140V139H173ZM182 140V139H181ZM188 140V139H187ZM195 140V139H194ZM210 140V141H209ZM10 141V140H9ZM23 141V142H24ZM89 141H91V140H89ZM101 141V140H100ZM146 141V142H147ZM161 141H163V139L161 140ZM203 141V140H202ZM201 141V142H202ZM217 141V140H216ZM218 141H220V140H218ZM222 141V140H221ZM8 142V141H7ZM103 142V141H102ZM190 142V141H189ZM191 142H193V141H191ZM214 142V141H213ZM18 143V142H17ZM21 143V142H20ZM25 143V142H24ZM93 143V142H92ZM96 143V142H95ZM148 142H147V144H149ZM219 143V142H218ZM228 143V142H227ZM233 143V142H232ZM231 143V144H232ZM14 144V143H13ZM78 144V143H77ZM144 144V143H143ZM174 144V145H173ZM190 144H192V143H190ZM201 144V143H200ZM213 144V143H212ZM211 144V145H212ZM215 144V143H214ZM225 144V143H224ZM230 144V143H229ZM238 144V143H237ZM22 145V144H21ZM104 145V144H103ZM241 145V144H240ZM18 146H20V145H18ZM105 146V145H104ZM109 146V145H108ZM152 146V145H151ZM0 147H2L1 145H0ZM11 147V146H10ZM84 147V146H83ZM91 147V146H90ZM112 147V146H111ZM161 147V146H160ZM167 147V146H166ZM194 147V146H193ZM211 147V146H210ZM233 147H234V145H233ZM3 148V147H2ZM14 148H15V146H14ZM92 148V147H91ZM94 148V147H93ZM164 148V147H163ZM169 148V147H168ZM235 148V147H234ZM233 148V149H234ZM236 148H238V147H236ZM241 148V147H240ZM246 148V147H245ZM7 149V148H6ZM146 149V148H145ZM144 149V150H145ZM158 149V148H157ZM156 149V150H157ZM199 149V148H198ZM248 149V148H247ZM85 150V149H84ZM141 150V149H140ZM161 150V149H160ZM163 150V149H162ZM165 150V149H164ZM201 150V149H200ZM205 150V149H204ZM256 150V149H255ZM146 151V150H145ZM243 151V150H242ZM251 151H252V149H251ZM261 151V150H260ZM7 152V151H6ZM13 152V151H12ZM85 152V151H84ZM148 152V151H147ZM150 152V151H149ZM165 152V151H164ZM257 152H259V151H257ZM21 153V152H20ZM24 153H26L25 151H24ZM92 153H93V151H92ZM96 153V152H95ZM124 153V152H123ZM138 153H140V151L138 152ZM191 153V152H190ZM199 153V152H198ZM223 153H225V152H223ZM237 153V152H236ZM246 153H248V152H246ZM253 153V152H252ZM261 153V152H260ZM13 154H14V152H13ZM16 155H19V154H17V153H15ZM14 154V155H15ZM23 154V153H22ZM78 154H80V152L78 153ZM88 154V153H87ZM141 154V153H140ZM157 154V153H156ZM204 154V153H203ZM209 154V153H208ZM242 154V153H241ZM251 154V153H250ZM257 154H259V153H257ZM263 154V153H262ZM85 155V154H84ZM97 155V154H96ZM95 155V156H96ZM205 155H207V154H205ZM205 155H200L199 157H200V160H198V161H200V169L198 170L199 172H198V174H197V179H196V186H195V188H196V190L197 191H195V193L197 192H199L198 194H197V196L200 194L201 195V193H202V189H204V186L205 185H207L206 183L208 182V172H209V170H211L210 169V167H211V161H209V160H211L210 158L211 157H209V159L207 158V156H205ZM243 155V154H242ZM246 155L247 154H244V156L246 157ZM256 155V154H255ZM22 156V155H21ZM82 156V155H81ZM133 156V155H132ZM135 156V155H134ZM133 156V157H134ZM163 156V155H162ZM168 156V157H169ZM230 156V155H229ZM244 156L242 157L241 156V158H242V160H243V158H244ZM258 156V155H257ZM256 156V157H257ZM260 156H262V155H259V157ZM20 157V156H19ZM100 157V156H99ZM140 157V156H139ZM150 157V156H149ZM169 157V158H170ZM185 157V156H184ZM196 157V156H195ZM198 157V158H199ZM248 157V156H247ZM15 158H17V157H15ZM135 158H136V156H135ZM249 158V157H248ZM19 159V158H18ZM20 159H21V157H20ZM84 159H85V157H84ZM157 159V158H156ZM178 159V158H177ZM218 159V158H217ZM235 159V158H234ZM255 159H259L258 157L257 158H255ZM86 160V159H85ZM241 160V161H242ZM246 160V159H245ZM168 161V160H167ZM225 161V160H224ZM247 161V160H246ZM256 161H258V160H256ZM85 161H83L82 163H84ZM170 162V161H169ZM227 162V161H226ZM229 162V161H228ZM227 162V163H228ZM238 162H239V160H238ZM87 163H88V166L91 168V170L88 172V171H82V174H83V176L85 175V177H86V175L88 176V179L90 178V181H93V180H95L94 179V169L95 168H93V166H95V164L97 163H95V161L93 160V158H92V160H88L87 161ZM165 163V162H164ZM171 163V162H170ZM172 163H174V162H172ZM242 164H243V161L241 162ZM253 163H254V161H253ZM259 163V162H258ZM257 163V164H258ZM261 163V162H260ZM99 164V163H98ZM213 164V163H212ZM235 164V163H234ZM256 164V165H257ZM156 165V164H155ZM221 165H222V163H221ZM224 165V164H223ZM238 165V164H237ZM244 165V164H243ZM251 165V164H250ZM260 165V164H259ZM264 165V164H263ZM262 165V167H261V173H263L264 172V166ZM175 166V165H174ZM197 166V165H196ZM214 166V165H213ZM230 166V165H229ZM248 166V165H247ZM165 167V166H164ZM232 167V166H231ZM230 167V168H231ZM245 167V166H244ZM78 168H80V167H78ZM82 168H83V166H82ZM98 168H100V167H98ZM103 168V167H102ZM172 168V167H171ZM222 169L224 168L223 166L221 167ZM226 168V167H225ZM239 168V167H238ZM250 168V167H249ZM254 168H255V166H254ZM77 169V168H76ZM86 169V168H85ZM84 169V170H85ZM87 169H88V167H87ZM190 169V168H189ZM96 170H97V168H96ZM95 170V171H96ZM103 170H104V168H103ZM107 170V169H106ZM168 170V169H167ZM227 170V169H226ZM241 170V169H240ZM243 170V169H242ZM99 171V170H98ZM142 172V171H141ZM190 172V171H189ZM229 172V171H228ZM235 172V171H234ZM104 173H106V172H104ZM169 173V172H168ZM170 173H171V171H170ZM174 173V172H173ZM172 173V174H173ZM171 174V175H172ZM264 174V173H263ZM96 175H98V174H96ZM188 175V174H187ZM195 175V174H194ZM257 175H259V172H258V174ZM106 176V175H105ZM78 177H79V175H78ZM169 177V176H168ZM260 177V176H259ZM12 178H14V177H12ZM99 178V177H98ZM97 178V179H98ZM170 178V177H169ZM174 177H172L171 176V180L173 179ZM84 179V178H83ZM82 179V180H83ZM87 179V178H86ZM101 179V178H100ZM176 180H177V178H175ZM194 179V180H195ZM1 181V180H0ZM13 182L15 181V179H13L12 180ZM26 182H27V180H25ZM100 181V180H99ZM104 181V180H103ZM170 181V180H169ZM177 181H179V180H177ZM186 181V180H185ZM16 182V181H15ZM96 182V181H95ZM172 182V181H171ZM174 182V181H173ZM180 183H181V181H179ZM183 182H184V180H183ZM194 182V181H193ZM7 183V182H6ZM5 183V184H6ZM79 183V182H78ZM77 183V184H78ZM97 183V182H96ZM9 184V183H8ZM13 184V183H12ZM10 184L9 185V187H8V192H9V194H6V195H8V196H10V193L13 191H15L14 189H16V191H15V193L17 192V189H18V194L20 193V191H21V195H22V193H23V195L24 194H27V192L26 191H28L29 192V188H27L28 190H26L25 189V192L26 193H24V191H23V189L24 188H26V187H24L23 189L21 188V185L19 186L18 184H17V187H16V183L15 184ZM27 184V183H26ZM26 184H24L25 186H26ZM87 184V183H86ZM178 184V185H177ZM176 184V192L178 193V199H179V201H181V202H184V201H186V199H187V196H188V190L186 189V188H184L183 187V185L185 186V182L183 183V185L182 186H180L181 184H179V183H177ZM33 185V184H32ZM81 186H82V184H80ZM174 185V184H173ZM193 185H194V183H193ZM27 186H28V184H27ZM30 186V185H29ZM86 186V185H85ZM170 186V185H169ZM172 186V185H171ZM1 187L2 186H0V192H1ZM35 187V186H34ZM33 187V188H34ZM124 187V186H123ZM173 187V186H172ZM206 187V186H205ZM37 188V187H36ZM41 188V187H40ZM89 188H91V187H89ZM107 188V187H106ZM126 188V187H125ZM124 188V189H125ZM189 188V187H188ZM21 189V190H20ZM38 189V188H37ZM42 189H43V186H42ZM88 189V188H87ZM172 190H173V188H171ZM190 189H192L191 187H190ZM5 190V189H4ZM31 190H32V187H31ZM36 190V189H35ZM93 191H94V189H92ZM96 190V189H95ZM102 190V189H101ZM169 191H170V189H168ZM174 190H175V186H174ZM178 190V191H177ZM195 190V189H194ZM23 191V192H22ZM32 191H34V190H32ZM32 191H30L31 193H32ZM38 191V190H37ZM98 191V190H97ZM104 191V190H103ZM121 191H123V190H121ZM201 191V192H200ZM204 191V190H203ZM3 193H4V191H2ZM38 192H41L40 191V189H39V191ZM38 192H36L37 194H38ZM90 192V191H89ZM175 191H173V193H174ZM189 192H190V190H189ZM2 193V194H3ZM5 193H6V191H5ZM88 193V192H87ZM97 192H95V194H96ZM99 193V192H98ZM123 193H124V191H123ZM194 193V192H193ZM14 194V193H13ZM33 194H35V193H33ZM40 194V193H39ZM108 194V193H107ZM169 194V193H168ZM191 194H192V192H191ZM191 194H189V197H191L190 195ZM205 194V193H204ZM204 194H203V196H204ZM228 194V193H227ZM28 195H30V193H28ZM28 195L26 196L25 195V198L26 197H28ZM32 195V194H31ZM104 195V194H103ZM172 195V194H171ZM176 195V194H175ZM192 195H194V194H192ZM199 195V196H200ZM226 195V194H225ZM14 196H15V194H14ZM196 196V195H195ZM198 196V197H199ZM202 196V195H201ZM200 196V198L199 199H197V200H200L199 201V203L200 202H202L203 203V201H204V199L202 198ZM12 197V196H11ZM18 196H16V198H17ZM20 197V196H19ZM90 197V196H89ZM96 197V196H95ZM107 197H108V195H107ZM188 197V198H189ZM194 197V196H193ZM197 197V198H198ZM15 198V199H16ZM23 198H24V196H23ZM24 198V199H25ZM93 198V197H92ZM139 198V197H138ZM173 198V197H172ZM195 198V197H194ZM80 199V198H79ZM107 199V198H106ZM8 200H9V198H8ZM11 200V199H10ZM91 200V199H90ZM93 200V199H92ZM95 200V199H94ZM97 200V199H96ZM170 200V199H169ZM193 200V199H192ZM191 200V201H192ZM196 200V201H197ZM21 201H23L22 200V198H20V200L18 201V202H15L16 204H18L19 203V206H20V204L22 203ZM81 201V200H80ZM83 201H84V199H83ZM195 201V202H196ZM10 203V202H9ZM12 203V202H11ZM10 203V204H11ZM25 203V202H24ZM107 203V202H106ZM185 203H187V202H185ZM201 203V204H202ZM82 204H83V202H82ZM104 204V203H103ZM179 204V203H178ZM13 205L16 207V205L13 203ZM27 205V204H26ZM84 210H83V212H81V214L82 215H80L79 217L77 216H75L76 217V219H77V222H78V220H87V221H92V219H94L95 217H96V214H97V216H100V215H102L104 212L103 211H105L104 209H103V206L105 205H102V201L101 202H94V201H92V202H89V201H87L86 203H84ZM173 205V204H172ZM182 205H184V204H182ZM207 205V204H206ZM213 205V204H212ZM211 205V206H212ZM10 206H12V204L10 205ZM18 206V205H17ZM28 206V205H27ZM185 206V205H184ZM31 207V206H30ZM179 207H181V206H179ZM208 207H210V205L208 206ZM208 207H206V208H208ZM17 208H19V207H17ZM22 208V207H21ZM82 208V207H81ZM104 208H107V207H104ZM124 208V207H123ZM126 208V207H125ZM211 208V207H210ZM209 208V209H210ZM77 209V208H76ZM122 209V208H121ZM257 209V208H256ZM21 210V209H20ZM79 210V209H78ZM77 211V210H76ZM107 211V210H106ZM125 211V210H124ZM18 212H20L19 210H18ZM103 212V213H102ZM114 212V211H113ZM119 212V211H118ZM120 212H122V211H120ZM189 212V211H188ZM77 213H79V212H77ZM108 213V212H107ZM107 213H106V215H107ZM126 213V212H125ZM190 213V212H189ZM19 214V213H18ZM119 214V213H118ZM124 213H122V215H123ZM146 214V213H145ZM74 215V214H73ZM122 215H121V217H122ZM125 215V214H124ZM136 215V214H135ZM185 215V214H184ZM189 215V214H188ZM151 216V215H150ZM190 216H191V213H190ZM257 216V215H256ZM5 217V216H4ZM106 217V216H105ZM110 217V216H109ZM108 217V218H109ZM136 217V216H135ZM170 217V216H169ZM259 217V216H258ZM103 218V217H102ZM115 218V217H114ZM145 218V217H144ZM260 218H261V216H260ZM1 219H2V217H1ZM0 219V220H1ZM75 219V218H74ZM89 219V220H88ZM110 219V218H109ZM116 219V218H115ZM120 219V218H119ZM134 219H136V218H134ZM140 219H141V217H140ZM191 219V218H190ZM189 219V220H190ZM256 219H257V217H256ZM185 220V219H184ZM260 220V219H259ZM7 221V220H6ZM109 221V220H108ZM122 221V220H121ZM139 222H140V224H143L142 223V220L140 221V220H138ZM187 221V220H186ZM97 222V221H96ZM107 222V221H106ZM148 222V221H147ZM152 222V221H151ZM174 222V221H173ZM189 222V221H188ZM9 223V222H8ZM91 223V222H90ZM109 223V222H108ZM113 223V222H112ZM119 221L117 222V227L116 228H118V230L120 231V230H123L124 228H125V225H124V222H122V223H119ZM178 223V222H177ZM84 224V223H83ZM92 224V223H91ZM135 224H137V223H135ZM176 224V223H175ZM174 224V225H175ZM109 225V224H108ZM139 225V224H138ZM178 225V224H177ZM87 226H89V225H87ZM126 226H127V224H126ZM224 226V225H223ZM90 227V226H89ZM96 227H97V225H96ZM102 227V226H101ZM110 228L111 227H114V226H109ZM108 227V228H109ZM136 227H137V225H136ZM144 227V226H143ZM142 227V228H143ZM189 227V226H188ZM4 228V227H3ZM93 228V227H92ZM109 228V229H110ZM128 228V227H127ZM139 228V227H138ZM141 228V227H140ZM180 228V227H179ZM224 228V227H223ZM1 229H2V227H1ZM29 229V228H28ZM61 229V228H60ZM89 229V228H88ZM91 229V228H90ZM95 229V228H94ZM107 229V228H106ZM109 229H108V231H109ZM115 229V228H114ZM132 229V228H131ZM190 229V228H189ZM32 230V229H31ZM112 230V229H111ZM117 230V231H118ZM125 230V229H124ZM138 230V229H137ZM147 230V229H146ZM149 230V229H148ZM148 230H147V232H148ZM227 230V229H226ZM24 231H26V230H24ZM63 231V230H62ZM61 231V232H62ZM86 231V230H85ZM113 231V230H112ZM118 231V232H119ZM229 231V230H228ZM60 232V233H61ZM91 232V231H90ZM124 232V231H123ZM132 232V231H131ZM29 233H31L30 231H29ZM92 233H94V232H92ZM100 233V232H99ZM103 233V232H102ZM121 233H122V231H121ZM125 233H126V231H125ZM183 233V232H182ZM191 233V232H190ZM207 233V232H206ZM230 233V232H229ZM4 234V233H3ZM192 234V233H191ZM231 234V233H230ZM9 235H11V234H9ZM27 235V234H26ZM57 235V234H56ZM94 235V234H93ZM108 235H110V234H108L107 233V236ZM119 235V234H118ZM134 235V234H133ZM148 235V234H147ZM178 235V234H177ZM30 236V235H29ZM32 236V235H31ZM30 236V238H32ZM35 236V235H34ZM64 236V235H63ZM192 236V235H191ZM228 237L229 236H231V235H227ZM263 236V235H262ZM59 237V236H58ZM206 237V236H205ZM253 237V236H252ZM3 238H5V237H3ZM29 238V239H30ZM62 238V237H61ZM97 238V237H96ZM100 238V237H99ZM114 238V237H113ZM136 238V237H135ZM227 238V237H226ZM229 238H232V237H229ZM10 239V238H9ZM36 239V238H35ZM104 239V238H103ZM110 239V238H109ZM109 239H107V240H109ZM122 239V238H121ZM136 239H138V238H136ZM143 239V238H142ZM176 240L174 241L173 240V244L172 245H170V247L168 248V250H169V253H170V263L169 264H187V255H186V252L187 251H189V249H190V251L192 252L191 253V255L193 254V256H194V258L195 257H197V256H199V251L197 252V249H196V247H195V245H193L194 243H190V244H188L189 242H187V245H186V243H185V245L186 246H184L183 245V240H182V238H180V239H178V238H175ZM32 240V239H31ZM145 240V239H144ZM184 240H186V239H184ZM188 240V239H187ZM192 240V239H191ZM232 240H236V239H233L232 238ZM231 240V241H232ZM238 240V239H237ZM236 240V242H238ZM254 240V239H253ZM17 241V240H16ZM34 241V240H33ZM61 241H62V239H61ZM112 241V240H111ZM121 241V240H120ZM126 241V240H125ZM222 241V240H221ZM230 241V240H229ZM29 242V241H28ZM95 242V241H94ZM116 242V241H115ZM167 242V241H166ZM171 243V242H170ZM220 243H221V246H219L220 245ZM219 244H218V246L220 247V248H222V252H223V254H224V256L225 255H227V254H232L233 255V252H235V251H231V247L233 246L232 245V243H231V245L229 244L230 242H227V241H222V242H220ZM255 243V242H254ZM19 244V243H18ZM22 244H25V243H22ZM31 244H34L33 242L31 243ZM90 244V243H89ZM121 244V243H120ZM126 244V243H125ZM124 244V245H125ZM238 244V243H237ZM15 245H17V243L15 244ZM92 245H94V244H92ZM112 245V244H111ZM138 245V244H137ZM136 245V246H137ZM62 246V245H61ZM95 246V245H94ZM199 246V245H198ZM231 246V247H230ZM235 246V245H234ZM18 247V246H17ZM20 247V246H19ZM32 247V246H31ZM116 247V246H115ZM119 247V246H118ZM127 247V246H126ZM128 247H130V246H128ZM139 247V246H138ZM238 247H239V245H238ZM30 248V247H29ZM59 248V247H58ZM62 248V247H61ZM65 248V247H64ZM95 248V247H94ZM96 248H98L99 249V247H96ZM137 248V247H136ZM93 249V248H92ZM117 249V248H116ZM233 249V248H232ZM65 250V249H64ZM91 250V249H90ZM100 250V249H99ZM137 250V249H136ZM3 251V250H2ZM142 251V250H141ZM146 251V250H145ZM156 251V250H155ZM202 251V250H201ZM201 251H200V253H201ZM92 252H94V251H92ZM99 252V251H98ZM137 252V251H136ZM144 252V251H143ZM221 252V253H222ZM31 253V252H30ZM60 253V252H59ZM188 253V252H187ZM4 254V253H3ZM136 254V253H135ZM138 254V253H137ZM143 254V253H142ZM190 254V253H189ZM202 254V253H201ZM97 255V254H96ZM128 255H130V254H128ZM190 255V256H191ZM222 255V254H221ZM3 256V255H2ZM93 256V255H92ZM135 256V255H134ZM136 256H138V255H136ZM202 256V255H201ZM200 256V257H201ZM224 256H222V257H224ZM34 257V256H33ZM97 257V256H96ZM109 257V256H108ZM130 257V256H129ZM140 257V256H139ZM138 257V258H139ZM142 257V256H141ZM150 257H152V256H150ZM160 257H163V256H160ZM192 257V256H191ZM199 257V258H200ZM91 258V257H90ZM110 258V257H109ZM114 258V257H113ZM124 258V257H123ZM128 258V257H127ZM157 258V257H156ZM189 258V257H188ZM198 258V257H197ZM6 259V258H5ZM112 259V258H111ZM131 259V258H130ZM140 259V258H139ZM144 259V258H143ZM146 259V258H145ZM149 259V258H148ZM153 259H155V258H153ZM191 259V258H190ZM225 259H226V257H225ZM1 260H2V258H1ZM95 260V259H94ZM119 260V259H118ZM141 260V259H140ZM150 260V259H149ZM189 260V259H188ZM5 261V260H4ZM4 261H2V262H4ZM8 261V260H7ZM96 261V260H95ZM107 261V260H106ZM142 261V260H141ZM154 261V260H153ZM230 261V260H229ZM196 262V261H195ZM199 262H200V260H199ZM8 263V262H7ZM7 263H5V264H7ZM101 263V262H100ZM191 263H192V261H191ZM4 264V263H3ZM132 264V263H131ZM147 264V263H146ZM151 264V263H150Z\"/></svg>",
	"mask_w": 264,
	"mask_h": 264
}]
</instances>
